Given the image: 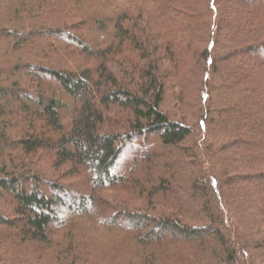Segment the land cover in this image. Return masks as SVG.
I'll list each match as a JSON object with an SVG mask.
<instances>
[{"label":"trees","instance_id":"1","mask_svg":"<svg viewBox=\"0 0 264 264\" xmlns=\"http://www.w3.org/2000/svg\"><path fill=\"white\" fill-rule=\"evenodd\" d=\"M0 264H264V0H0Z\"/></svg>","mask_w":264,"mask_h":264},{"label":"rangeland","instance_id":"2","mask_svg":"<svg viewBox=\"0 0 264 264\" xmlns=\"http://www.w3.org/2000/svg\"><path fill=\"white\" fill-rule=\"evenodd\" d=\"M249 2V1H248ZM248 2H244L243 4H242V6L244 7V8H250V7H252V8H259V6H260V3L259 2H256V3H254V4H249ZM79 32L78 33H80L81 34V37H82V40L83 41H85V42H88L89 40L88 39H90V41H93L92 39H96L97 37V35L95 34V33H91L90 32V30L89 29H87V28H85V29H79L78 30ZM92 35V36H91ZM59 38V37H58ZM60 38H62V37H60ZM52 41L53 42H55L54 44H57V42L58 41H62L61 42V44H65V43H67V40H65L64 38H62V39H58V40H56V39H52ZM257 58H260L259 56L257 57ZM176 103H175V101L174 100H169V101H167V103H166V105L164 106V109H166V110H168V111H170L171 113L172 112H174V113H176L175 111H177V107H176ZM175 115V114H174ZM177 116V115H176ZM179 117V116H178ZM151 140V139H150ZM148 151H151L152 150V148H151V145L150 144H148V149H147ZM45 154V153H44ZM138 154V152L136 151V149L135 150H133V148L131 149L130 147H128V150L126 151V156H125V160L128 158V159H130V157H134V155H137ZM122 167H124L123 165H122ZM81 191H82V189H80ZM83 192V194L84 195H87V192H85V191H82ZM81 192V193H82ZM71 196H72V194H70ZM103 197H105V198H107V200L108 201H112V202H120V201H122V200H124L125 199V197L123 196V195H119V194H116L115 192H111V191H105L104 193H103V195H102ZM135 206V205H134ZM137 206V205H136ZM130 207H133V205L132 206H130ZM2 211H4L3 209H2Z\"/></svg>","mask_w":264,"mask_h":264}]
</instances>
